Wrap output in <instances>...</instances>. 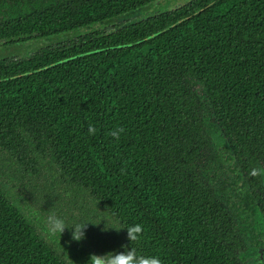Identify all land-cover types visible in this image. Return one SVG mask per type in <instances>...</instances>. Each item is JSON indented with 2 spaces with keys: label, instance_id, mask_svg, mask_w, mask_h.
Listing matches in <instances>:
<instances>
[{
  "label": "trees",
  "instance_id": "16d2710c",
  "mask_svg": "<svg viewBox=\"0 0 264 264\" xmlns=\"http://www.w3.org/2000/svg\"><path fill=\"white\" fill-rule=\"evenodd\" d=\"M125 2L0 0V42L89 27ZM187 14L149 39L183 14L0 58V151L26 172L52 159L114 220L121 251L162 264H245L229 214L198 175L210 148L200 114L213 115L240 161L263 147L264 0L199 1ZM117 127L125 130L118 140L110 135ZM136 224L143 234L130 242L126 228ZM72 261L0 184V264Z\"/></svg>",
  "mask_w": 264,
  "mask_h": 264
},
{
  "label": "flooded vegetation",
  "instance_id": "af4514ba",
  "mask_svg": "<svg viewBox=\"0 0 264 264\" xmlns=\"http://www.w3.org/2000/svg\"><path fill=\"white\" fill-rule=\"evenodd\" d=\"M128 1L124 4L126 7L125 11L105 19L103 22L90 24L89 27H79L68 32H63L60 36L53 35L54 37H34L18 42L1 41L0 45H15L38 40L46 41L39 48L49 45H62L65 42L71 43L70 38L96 30L100 31V33H110L123 29L128 31L130 29L133 32L142 24L151 28H157L165 22L164 18L168 14H171L169 20L174 16L183 14L182 18L177 19L175 22L167 23L164 28L154 30L153 34L143 38L149 39L156 34L170 29L174 24L181 22L183 18H188L190 14H187V12L190 11V8H194L199 1L200 3H204L206 0ZM195 12H198V10ZM205 113L206 110H203V114ZM200 116L204 118L201 125L208 137L210 148L202 152L200 159L197 160L199 164L198 175L201 181L207 184L208 190L214 194L219 204L229 214V220L232 223V230L234 231L235 253L237 257L245 264H264V175H250L253 168L264 166V145L258 149L254 157H250V161L242 162L235 154L228 137L214 121L213 115L209 113L208 118L201 114ZM214 139L218 143H215ZM213 153H215V157H213ZM245 190H248L246 199L249 208L246 209L245 213H241L238 208L243 210L247 206L242 201V198L245 197ZM90 254L93 253H86L89 256ZM85 262L88 263V260Z\"/></svg>",
  "mask_w": 264,
  "mask_h": 264
},
{
  "label": "rangeland",
  "instance_id": "374dc122",
  "mask_svg": "<svg viewBox=\"0 0 264 264\" xmlns=\"http://www.w3.org/2000/svg\"><path fill=\"white\" fill-rule=\"evenodd\" d=\"M45 43L44 40H38L0 45V58L28 56ZM37 161L35 172H26L13 157L0 151V184L31 218L38 230L62 254L75 260L72 264H88L84 263L90 257L86 253L102 255L122 252L120 230H103L105 226L118 228L107 212L96 205L83 189L61 177L52 159L44 156ZM51 214L64 219L68 225L89 222L85 229L86 238L79 242L72 240L69 228L61 236L58 233L49 234L46 221Z\"/></svg>",
  "mask_w": 264,
  "mask_h": 264
},
{
  "label": "clouds",
  "instance_id": "9594fccd",
  "mask_svg": "<svg viewBox=\"0 0 264 264\" xmlns=\"http://www.w3.org/2000/svg\"><path fill=\"white\" fill-rule=\"evenodd\" d=\"M96 128L94 126H89L88 132L90 135L96 134ZM123 127H117L113 129L110 135L118 140L120 135L124 132ZM251 176H261L264 175V166L259 168H253L250 172ZM89 222L83 224H72L68 225L64 219L58 217L55 214H51L48 216L46 221V227L49 234H61L64 232L66 228L71 229V237L74 241H82L86 238L85 229L87 228V224ZM92 223V222H90ZM94 224V223H92ZM99 224V223H95ZM115 229L117 231L120 228L116 227H104L103 230ZM127 229V237L130 242L139 241L143 234V227L140 224H136L134 226H130ZM88 264H162L161 259L158 256H144L137 255L136 250L134 248H130L129 250L122 252H108L102 255L98 254H90Z\"/></svg>",
  "mask_w": 264,
  "mask_h": 264
}]
</instances>
